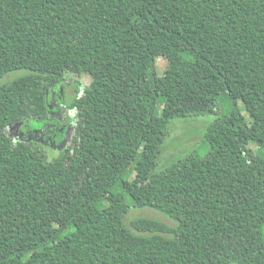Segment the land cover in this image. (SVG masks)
Wrapping results in <instances>:
<instances>
[{"label": "trees", "instance_id": "obj_1", "mask_svg": "<svg viewBox=\"0 0 264 264\" xmlns=\"http://www.w3.org/2000/svg\"><path fill=\"white\" fill-rule=\"evenodd\" d=\"M68 73L90 82L67 106L70 146L49 161L4 130L42 122ZM227 106L203 153L160 167L173 120ZM121 189L128 209L175 226L125 225ZM13 259L264 264V0H0V264Z\"/></svg>", "mask_w": 264, "mask_h": 264}, {"label": "rangeland", "instance_id": "obj_2", "mask_svg": "<svg viewBox=\"0 0 264 264\" xmlns=\"http://www.w3.org/2000/svg\"><path fill=\"white\" fill-rule=\"evenodd\" d=\"M149 62H143L142 69L149 68ZM166 68V62L163 57H158L154 61L153 69L154 71L150 72L152 75L162 77V73ZM150 69V68H149ZM24 74L23 71H15L9 73L2 82L7 80H13L20 75ZM149 74V71H148ZM90 82L88 75H75V74H66L64 80L60 85H57L50 93L47 95V102L51 106V118L47 124L38 123L34 121H27L25 124L16 125L12 128H7L4 132L15 139L23 138L24 140H30L33 142V146L41 151L47 160L51 161L59 154V148L68 147L70 143L67 141L68 138H58L55 141V138L46 137L45 132L50 126H61L64 122L67 121L68 126L70 127L69 135L72 137L75 131L76 126V110H70L67 106L73 100V98L83 91V88L87 86ZM240 104V103H239ZM241 105V104H240ZM239 105V106H240ZM66 108V110H65ZM231 106L226 108H217L211 114H206L200 117H191L187 119H176L173 120L170 124L167 136L162 146V154L160 157L159 165L160 167H166L174 163L175 160L183 157L184 154L189 153H198L201 154L206 149L207 144L203 143L204 134L206 131L207 125H209L214 119L222 116ZM241 114L246 120L249 121V117L245 111H241ZM20 134L19 136L17 134ZM55 141V142H54ZM250 148L254 151H257L258 147L250 143ZM123 161L118 162V165L121 166ZM165 165V166H164ZM175 170V165L170 166L165 171H162L158 177H165L167 174ZM129 171V167L126 169L125 173ZM126 182L124 181V184ZM114 202L113 205L116 208L118 215L122 217V220L125 225L129 226L130 222L137 218H149L159 222L164 223L167 226H175V222L164 215L163 213L150 209H128L127 204L125 203L122 195V189L118 192H113ZM103 205L97 204L93 209H100ZM7 264H20V261L17 259L10 260Z\"/></svg>", "mask_w": 264, "mask_h": 264}, {"label": "flooded vegetation", "instance_id": "obj_3", "mask_svg": "<svg viewBox=\"0 0 264 264\" xmlns=\"http://www.w3.org/2000/svg\"><path fill=\"white\" fill-rule=\"evenodd\" d=\"M51 91L47 92L50 93ZM48 103V102H47ZM51 105V104H50ZM48 104V115L47 117L42 121V122H38V123H43L44 125L47 124L49 122V119L51 118V115H53L51 113V106ZM66 110V108H65ZM70 123V122H69ZM67 121L64 122L61 126L56 127V126H50L51 128H47V132H45L46 137L49 138H55V141H57L58 138L64 137L65 139L68 138V142L70 143L71 141V136L69 135V130L70 127L68 126ZM18 136L20 135L19 133L17 134ZM18 139H23V138H18ZM54 141V142H55ZM62 148V147H61ZM60 149V148H59Z\"/></svg>", "mask_w": 264, "mask_h": 264}]
</instances>
